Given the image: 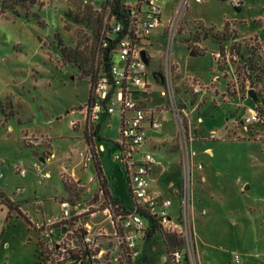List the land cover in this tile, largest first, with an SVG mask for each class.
Instances as JSON below:
<instances>
[{
    "label": "rangeland",
    "instance_id": "rangeland-1",
    "mask_svg": "<svg viewBox=\"0 0 264 264\" xmlns=\"http://www.w3.org/2000/svg\"><path fill=\"white\" fill-rule=\"evenodd\" d=\"M103 1L36 0L27 9L0 11V190L20 202L32 223L10 211L0 195V264H41L40 242L49 256L45 264L56 263L50 239L33 221L59 215L61 200L77 207L72 210L78 212L73 229L85 227L94 237L101 251L99 264H170L162 263L160 230L132 250L118 245L116 222L104 210L107 201L99 191L93 161L84 166L89 131L83 109L91 77L101 68L97 34L104 20V8H99ZM159 3L162 23L152 29V44L146 49L147 104L161 126L144 148H154L161 162L155 171L163 172L149 180L148 187L161 189L177 203L167 182H178L183 152L174 116L160 95L165 84L154 75L163 74L168 49L176 99L187 112L183 124L190 157L202 164L193 182L197 259L200 264H264V0ZM189 79L198 80L204 90L191 92ZM99 124L92 140L107 174L105 186L126 203L127 177L112 160L114 143L120 141L119 113ZM27 135L45 140L33 147L25 142ZM39 156L49 159L42 162ZM68 237L77 244L75 232Z\"/></svg>",
    "mask_w": 264,
    "mask_h": 264
},
{
    "label": "built area",
    "instance_id": "built-area-1",
    "mask_svg": "<svg viewBox=\"0 0 264 264\" xmlns=\"http://www.w3.org/2000/svg\"><path fill=\"white\" fill-rule=\"evenodd\" d=\"M228 1L236 3V0ZM102 7L105 14L98 32V57L103 61L104 53L107 51L109 65L107 70L101 65L91 83L90 101H87L83 109L84 120L89 134L92 135L95 131L94 126L119 113L120 141L114 143L117 149L112 155V160L120 163V170L127 177L130 193L127 204H115L112 207L109 205L104 210L109 213L110 221L116 222L114 236L118 245H124L125 249L135 248L139 240L146 238L150 224L154 223L162 232L176 235L182 241L181 247L170 252L165 251L162 263L169 261L170 264H200L197 259L192 209L194 173L202 168V164L195 163L190 157L183 124V115H187V112L176 99L172 83L174 62L168 49L161 74L165 87L160 91V95L167 99L174 116L183 152L182 161L179 163V183L175 189L177 203H173L172 198L163 191L148 188L153 168L160 164V161L153 150L144 149L143 145L159 131L161 120L154 116L152 107L147 104V90L150 85L147 69L150 56L143 41L145 38L152 41V29L162 23V7L159 0H104L99 8ZM166 35L169 47L170 30ZM142 49L146 51L148 64L141 57ZM189 87L193 93L204 90L195 79H189ZM251 117L255 119L254 114ZM71 124L73 125L74 121ZM24 139L33 147L42 145L45 140L31 135L25 136ZM207 151L208 149H205L206 153ZM19 171L22 175L26 174L24 168ZM2 176L3 172L0 169V178ZM59 206L61 211L59 215L33 221V227L45 238L50 239L51 248L54 249L58 260L62 259L66 249L75 247L72 237H68L74 233V225L70 226L69 222L78 214L77 211L72 213L77 207L67 200L59 201ZM62 229H65L64 232ZM58 235L60 239H54ZM82 241L93 250L97 246L94 237L88 231ZM100 255L101 251L98 250L91 253L90 257L98 259ZM233 261H239L237 253L233 254Z\"/></svg>",
    "mask_w": 264,
    "mask_h": 264
},
{
    "label": "trees",
    "instance_id": "trees-1",
    "mask_svg": "<svg viewBox=\"0 0 264 264\" xmlns=\"http://www.w3.org/2000/svg\"><path fill=\"white\" fill-rule=\"evenodd\" d=\"M35 3H36V0H1L0 11H2V9H5V8H10V9L15 10V8L17 6H20V7L27 9L28 7L34 5ZM234 8L236 10H239V7L237 4L234 5ZM14 13H16V11H14ZM36 19L38 20L39 23L42 24L41 19H38L37 16H36ZM101 65H103L104 70H107L108 65H109V58L107 55V51L104 53V58H103V61H101ZM154 75H156V80L158 82H160L161 84H163L164 81H163V77H162L161 73L155 72ZM93 79H94V77H91L90 82H93ZM87 101L88 102L90 101V95H88ZM98 127H99V125L96 126V130L98 129ZM96 130L94 131L95 134L97 133ZM85 142L87 144V149L91 154V158H92L93 165L95 168V176L99 182V188H100L101 193L103 194L104 198L107 201V205L105 206V208L109 205H111V207H112L115 204L119 205L121 203H125V202L119 201L118 197H113V195H111L108 192L107 187L105 186L104 174L102 172L100 162L96 156V152L94 149V144H93L91 134H89L88 136L85 137ZM62 183H63L65 190L67 192H69V186L64 181H62ZM0 195H1L2 202L8 207V209L10 211H12V210L16 211L19 215H21L25 218V220L27 221L28 224L32 225L29 217H27L25 214L22 213V211L20 209V202L11 201L10 198L7 197L2 190H0ZM125 204H127V202ZM8 216H9V213H8ZM76 220H77V216L72 217L71 221L69 222V225L70 226L75 225ZM156 230H160L158 228V225L151 223L150 228L147 232L146 239L151 237V235H153ZM74 232H75L76 238L78 239L77 244L75 243V247L73 249H70V248L66 249L63 252L62 259H60V260L57 259L55 264H99L100 261L97 258L92 259L90 257L91 253L98 252L99 249L95 248L93 250L86 243H84L82 241L83 236L87 233V229L85 227H79L78 226V227H76ZM163 242L165 245V251H167V252H170L177 247L178 248L181 247V244H182V241L179 237H177L176 235H173V234L165 233V232H163ZM38 244L40 247V251H39L40 262H41V264H45L46 261L48 260L49 256L44 253L45 247L43 246V244L41 242ZM58 256L60 257L59 254H58ZM141 259L143 260V262L147 261L146 255H145V252L143 251V249L141 251Z\"/></svg>",
    "mask_w": 264,
    "mask_h": 264
},
{
    "label": "crops",
    "instance_id": "crops-1",
    "mask_svg": "<svg viewBox=\"0 0 264 264\" xmlns=\"http://www.w3.org/2000/svg\"><path fill=\"white\" fill-rule=\"evenodd\" d=\"M155 80V79H154ZM156 82V81H155ZM154 116L155 117H157L156 115H155V111H154ZM159 132V131H158ZM151 138H152V136L148 139V141H146V143L145 144H147V143H149L150 144V142H151ZM93 144H94V149H95V152H96V144L93 142ZM145 144L143 145V148H144V146H145ZM150 147L151 148H144V149H147V150H153L154 151V148L150 145ZM85 151H88V149H87V147H86V150ZM208 151H210V149H208ZM207 151V152H208ZM209 153V152H208ZM209 154H211V153H209ZM96 156H97V158H98V160H99V162H100V166H101V168H102V165H101V160H100V158H99V155H98V153L96 152ZM41 156H39L38 158H40ZM45 159L46 160H48L49 159V157H45ZM45 159H44V161H45ZM158 159V158H157ZM85 162H84V166L85 167H87V163H88V161L89 160H91L92 161V158H91V155H89V152H87L86 153V156H85ZM161 163V162H160ZM159 165V164H158ZM161 165V164H160ZM157 166V165H156ZM156 166H154V168H153V171H152V174L150 175V178H149V180L151 181V180H156V179H158V178H160L161 176H162V172L163 171H160V170H157V171H155L156 170ZM179 166H180V164H179ZM102 172H103V174H104V176H106V178H107V174H106V172L103 170V168H102ZM70 174V173H69ZM70 176H73V178L74 179H76V180H79L80 179V177H78V176H76V175H73V174H70ZM179 176H180V174H179ZM96 178V177H95ZM82 180V179H81ZM82 182V181H81ZM177 183H179V179H178V182ZM177 183H175V181H173V180H168V182H167V187L168 188H170V189H173V191H175V189L177 188V186H178V184ZM149 188V187H148ZM150 189V188H149ZM157 189H159V188H154V189H150V190H157ZM159 190H161V189H159ZM99 191H100V193H101V190H100V188H99ZM112 191H114L112 188H111V192ZM162 191V190H161ZM164 192V191H163ZM115 193V192H114ZM165 193V192H164ZM167 194V193H166ZM168 195V194H167ZM115 196L116 197H118L116 194H115ZM119 198V197H118ZM120 199V198H119ZM121 200V199H120Z\"/></svg>",
    "mask_w": 264,
    "mask_h": 264
},
{
    "label": "water",
    "instance_id": "water-1",
    "mask_svg": "<svg viewBox=\"0 0 264 264\" xmlns=\"http://www.w3.org/2000/svg\"><path fill=\"white\" fill-rule=\"evenodd\" d=\"M149 42H150V39H149V38H145L144 41H143L144 44H147V43H149ZM191 54H193V52H191ZM141 57H142L143 61H144L146 64H148V58H147V56H146V51H145V49H142V51H141ZM249 93H250V95H251L254 99H256L255 95H254L251 91H250ZM39 160L42 161V162H44V158H43V157H40ZM64 230H65V229H62L63 232H64Z\"/></svg>",
    "mask_w": 264,
    "mask_h": 264
},
{
    "label": "flooded vegetation",
    "instance_id": "flooded-vegetation-1",
    "mask_svg": "<svg viewBox=\"0 0 264 264\" xmlns=\"http://www.w3.org/2000/svg\"><path fill=\"white\" fill-rule=\"evenodd\" d=\"M152 44V41L150 40L149 43L146 44V46H150ZM147 50V49H146ZM148 52V51H147Z\"/></svg>",
    "mask_w": 264,
    "mask_h": 264
}]
</instances>
